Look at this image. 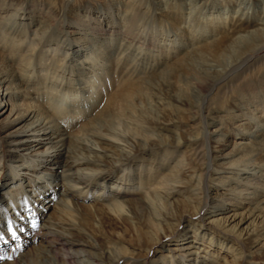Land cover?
<instances>
[{
	"label": "rangeland",
	"instance_id": "rangeland-1",
	"mask_svg": "<svg viewBox=\"0 0 264 264\" xmlns=\"http://www.w3.org/2000/svg\"><path fill=\"white\" fill-rule=\"evenodd\" d=\"M64 1L69 6L74 5L77 8H80V5L84 3L87 8L78 9L70 14ZM204 2L205 5H202L203 0H0L1 34L27 27L26 20H21L22 15H26L27 19L32 22V26L30 25L27 30L28 39L33 37V29L40 27L39 25L44 24L45 21H56V23L62 24L65 32L70 30L77 32L67 35V38L60 35V45H63L61 49H64L68 54L67 56L62 54V61L56 67L55 74H52V69L45 72L46 66L43 64L54 65L52 60L55 57H60L61 54L58 50L47 52L44 47L39 45L29 55L24 53L25 50H22L25 49V44L17 46L16 37L8 42V45H11L10 55H6V52H3L1 48L0 55L4 58L1 59L2 64L13 67L14 74L18 72L29 80L21 88H18L17 95L13 97L16 109L23 101L41 109V104L51 102L50 98L55 94L65 100L71 99V103L74 104L85 103L91 108L87 110V107L85 111L94 112L96 110L97 113L109 95L117 96L120 89L127 88L133 80L144 79L146 73L154 72V75L157 74L148 87L139 90L140 95L137 101L138 107L142 111L140 116L142 125H145L146 130H151L149 132L153 134L158 132L154 128L152 130L151 124L144 123L149 119L154 120L161 116L165 119L176 117L173 119L178 123L171 125L170 131L162 132L166 141L170 139L166 137L167 135L194 136L201 131L203 133L199 134L208 138L209 145H213L214 142L212 137L209 140L211 134L214 135V138L220 134L223 135L222 131H217V129H224L222 125H225L229 131L223 135L226 144L223 149L217 145L213 149L209 146L208 152L207 144L198 148L199 152L207 157L204 162L210 163L213 168L211 169L214 171L210 172V177L205 178L196 190L192 186L187 188L191 183L190 176L199 173V168H202L199 163L201 160L196 163L193 159L192 148L194 146L186 145L177 148L178 150H172V148L169 150V153L176 157L174 160L164 163L160 171L163 174L169 173V169L175 167L178 159H183L185 162L182 166L185 170L183 175L172 178L173 181L168 182L174 186V189H177L175 191L177 200L172 201L170 206L161 209L158 202L151 201L150 197H148L150 199L149 208L142 210L134 211V208L130 210L127 206H123L120 212H115L104 206L105 200L110 196L114 197L113 199L116 201L122 199L119 195L114 194L118 191V186L111 187L114 180H118L122 185L121 191L131 190L130 187L136 188L134 182L131 185H127V182L134 172L144 171L143 166L140 167L141 169L139 168V163L143 160H150L151 156L146 154L142 158L140 157L133 167L127 168L124 165L120 166L116 161L113 163L117 151L112 146L101 144L103 152L88 154L90 158L99 156L96 158L97 162L101 164L95 162L96 164H89L86 166L87 169L77 172L81 178L89 180L87 184L90 186L83 188L82 185L72 184V186L64 188V190H70L73 195L68 193L65 196L62 193L65 202L67 201V207L63 213L58 191L63 189L62 185L65 184V181L60 176L55 181L57 186L49 185L47 191L40 196L32 193L38 186L45 185L48 178L53 177L60 170L64 171L63 174L66 176L73 174V167H59L58 161L62 158L59 153H63L62 147L57 145V150L51 149L53 143L47 137L41 138V135L49 134V129L41 131L38 134L39 137L27 135V138H24L25 132L35 126L33 123L31 124L32 119L15 121V112H11L7 116H5L6 112L0 114V264H20L18 260L21 258L25 259L27 264H56L50 255L46 256L45 254L44 256L41 253L44 245L41 236L45 237L44 233L49 231L43 226L45 219L48 215L54 217L59 209L61 219L55 216L58 219V225L69 227L67 231L73 239L89 240L96 243L98 248L96 251H103L113 256H123L125 260H120V263L116 264H155L157 262H162V264H264V246L252 247L258 241H260L258 245L263 242L261 241L262 234L254 238L251 243L244 244V233H250L255 228H262L264 221L258 217L242 219L243 214L248 211L247 208L251 207L249 202L256 201V197L260 193L264 194V176L258 173L259 170H264V148L251 151V156L247 155L249 159H255V166H251V163L248 166V174L244 173L247 171L244 169L240 174H235L239 168H243L241 165L246 158L242 153L228 155L229 152H232L230 150L234 144L251 149L250 146L254 148L256 145L253 140H264V112L260 111L258 99L249 96L250 99L247 101L245 92L233 90V85L235 84V88H237L245 76L255 78L260 70L264 69V48L253 55L257 61L256 65L250 67L239 78L236 77L235 81L229 82L228 87L219 90L214 88L209 93L207 100L211 101L212 106H216L222 111L219 120L221 123L209 125L205 130L200 127L199 119H193L196 116L175 114L174 106L168 96L169 93L171 96V94L180 92L182 94L185 91L183 96L196 97L195 104H200L202 93L198 92L190 81L187 85H182L180 79L176 82L175 79L160 73L162 68L169 65L176 55L192 45L202 44L212 35L215 38L224 35L230 36L233 29L239 28L240 22L244 20L250 22L251 16L255 19L261 17L264 0H204ZM239 3L241 4L238 10ZM137 4L138 6H136ZM243 7L246 11L244 16L241 13ZM101 13L107 17L104 18V21L116 22H121L120 20L125 17L138 13L139 16L135 21L137 39L151 43V46L147 43L140 47L141 50L138 49L146 57H141L139 61L132 60V56L124 58L120 52L125 49L124 41L121 40L122 34H115L114 39H108V35L103 34L104 38L96 39L95 42H98L96 47L102 44L100 48H109L110 52L106 57L99 56L97 60H94L93 63L97 64V67L96 65L91 67L92 62L90 63V61L94 58L93 54L84 61L88 57L90 49L85 47L89 44L88 41L79 40L80 37H83L81 31L85 30V24L92 25L94 19L100 20L104 16H100ZM88 16L92 19H89ZM68 23L70 24L69 28ZM79 23L83 26L78 25ZM102 27L105 31L107 30L103 22ZM27 41L25 40L24 43ZM0 44L2 45L1 41ZM133 49L136 50V47L133 46ZM73 51H77V53ZM168 52L169 55H164ZM27 59H29L30 65L24 68ZM232 59L233 55L231 56L230 53L224 56L210 54L201 60V63L204 64L200 66L197 62L194 67L195 69H204L207 65L212 66L215 72L222 71L226 63L228 64ZM134 63L138 64V68L133 74L122 75L115 68L117 64L121 65V69L126 66L129 68V65ZM75 67L83 73L81 75L78 72L71 73V70L75 71ZM40 78L42 83L30 84ZM165 83H170L173 86V90H169V93L166 91ZM91 85L94 86L91 93L80 94ZM177 85L183 87L179 92H175ZM65 90L70 91L66 92ZM10 92L11 88H7L6 83L2 82L0 84V110L3 107H5L4 110L7 108V103L10 102L8 98ZM218 92H220V96ZM233 99L239 100L241 103L245 101L247 105L243 104L244 116L229 119L223 111ZM59 102L61 101L53 102L55 107L51 106L46 112L49 114L54 112L53 114L58 117L60 122L56 128L58 132L65 129L67 134L77 135L79 128L90 120L88 119L90 116L84 115L83 111L81 116L76 118V114H74L75 116L70 115V106L67 112L64 111L66 114L63 115L64 106L63 104L59 105ZM43 112L42 110L37 112L39 117L44 116ZM202 114L205 115L206 112ZM235 114H240V112H235ZM245 117H249V120H246ZM127 123L117 118H113V120L101 118L98 123L94 122L93 125L100 130L102 129L100 126H107L121 132L129 131L131 127H134ZM121 135L115 137L121 139ZM84 140L86 138L80 136L75 139L74 144H80ZM131 141L133 146L129 151H132L137 145L134 144L136 140L131 138ZM128 147L130 148V146ZM46 148L48 150H45ZM64 155L66 156L67 153ZM70 155L72 156V154ZM220 155L223 156L218 157ZM102 160L104 161L101 162ZM110 163L114 165L112 168L114 169V180L104 182L102 189L100 183L92 184L95 173L89 176L91 170H107ZM260 166L262 167L260 168ZM146 169L147 167H145V171ZM154 176L156 180H162V175ZM122 177L125 178V182L118 179ZM217 180L222 182L219 184ZM20 182L22 185L18 186ZM203 184L204 192H202ZM125 186L126 188H124ZM137 190L145 196L147 186L137 187ZM258 191L261 192L258 194ZM108 193L110 196L107 195ZM14 199H17L16 204H9ZM238 203L241 204L238 205ZM215 204L219 206L214 207ZM16 208L17 211H15ZM233 213L236 215L232 216ZM168 214L170 215L169 221H162L161 218ZM34 215L41 217L37 221V225L33 228H26L27 225H25L28 232L23 233L24 228L21 229L22 217L24 221H27V218H32ZM11 218L14 219V227L12 225L10 227L14 229V232L9 236L5 227L8 222L9 224L12 222ZM216 218H223V220L219 224L214 223L212 220ZM222 221L224 222L222 223ZM186 228L198 229L197 236L195 237L191 230H184ZM203 233H206L204 237H202ZM210 237L214 240L211 245L208 242ZM156 240L160 243L157 242L154 245ZM119 248H123V250H119ZM56 254L63 258L65 256L58 251ZM83 256L81 254L80 259L89 263ZM101 260L110 264V261H105L104 257Z\"/></svg>",
	"mask_w": 264,
	"mask_h": 264
},
{
	"label": "bare ground",
	"instance_id": "bare-ground-1",
	"mask_svg": "<svg viewBox=\"0 0 264 264\" xmlns=\"http://www.w3.org/2000/svg\"><path fill=\"white\" fill-rule=\"evenodd\" d=\"M240 4L241 3H239V6L237 7L238 10L240 8ZM202 5H205L204 0H203ZM67 6L69 8L70 14L76 12L78 9L87 8V5H85L84 3L80 5V8H77L74 5L69 6V4H67L66 7ZM136 6H138V4ZM241 11H242L241 13L244 16L246 14L244 7L242 8ZM101 15H104V14L101 13L100 16ZM22 16L23 17H21L22 18L21 20H26L25 24L27 27H25L22 30L17 29L16 31L3 32L2 34L0 33V41L2 43V45L0 44V50L2 48L3 52H6L5 53L6 55H10L11 45L10 44L8 45V42L14 40L15 37H16L15 42L17 46L18 45L21 46L22 44H25L26 47L25 49H22V50H25L24 53H28L29 55L39 45L41 47H44L45 51L47 52H49L50 50L52 51L58 50V52H61V54H60V57H55L52 60L54 65L53 64H47V65L43 64L46 66L45 72L51 71L52 69V74H55V72H57L56 67L59 65V62L62 61L61 59L62 54H65V56H67L68 54L66 51H64V49H61V46L63 45H60V41H59V37H61L60 35L62 36L64 35L67 38V35L68 36L73 35L77 32L74 30L65 32L63 31L62 24L56 23V21H50V22L45 21L44 24L39 25L40 27L33 29V37L28 39L27 30L32 22L29 19H27L26 15H22ZM138 16H139L138 13H135L133 15L131 14V16L125 17V18L123 16L124 19L120 20L121 22H118V21L116 22V21H110V20L104 21V18H107L104 15L102 16L100 20L94 19L93 21L94 23H92V25L85 24L84 25L85 30L81 31V34L83 37L82 38L80 37L79 40L84 39V41H88L89 44L86 45L85 47L90 49V53L88 54V57L84 59V61L88 60L89 55L93 54L94 58L91 59L90 57L91 59L90 63L92 62L91 67H95V65L97 67V64L93 63L94 60H97L99 56L106 57L107 54L110 52V50H108L109 48L108 49L100 48L102 44L96 47L98 43V42H95L96 39L104 38L103 34H107L108 39L109 38L114 39V37H116L115 34H118V35L122 34L121 40L122 42L124 41L125 49H122L120 52L121 54L124 55V58H128L127 56H132V60L136 59L137 61H139L141 60V57H146V55H143L141 51H138V49L142 47L143 45L145 46L147 43L149 44V46H151V43L145 40H143L142 42L137 39V36H136L137 34L135 32L136 31L135 21L137 20ZM89 19H92V18H89ZM250 20H251L250 22H247L246 20L240 22L238 24L239 28L233 29L232 34L230 36L224 35L219 38L217 37L215 38L212 35L208 38L207 41L203 42L202 44L197 43L196 45H192L188 49L183 50L181 53L179 54L177 53L178 55H176L173 58L172 62L169 65L162 68L160 73L163 76H166V77L169 76L172 79H175L176 82H178L180 79V83L182 85H187V83H189L190 81L192 82L193 86L196 87L197 91L202 93L203 95L201 97V103L195 104L196 97L192 98L193 96H190V95L183 96L185 95V91H183L182 94L180 92V93L171 94L170 96L169 90L172 91L173 86L170 83L168 84L165 83L166 84L165 88H166V91H168L169 93L168 96L171 100V104L174 106L175 114L177 113L182 114V116L186 114H192V116H196L193 119H199V122H200L199 125L202 128V130H205L209 125L221 123L219 122V120L221 119L220 114L222 111H220L218 107L212 106L211 101L209 102V100H207L209 93L214 88H217L219 90V89H224L228 87L229 82L231 83L232 81H235L236 77L239 78L250 67H253L254 65H256L257 61H255L253 55L257 54V52H259L260 50L264 48V9H263V14L261 17H258L255 19L253 18V16H251ZM102 22L107 27L106 31L102 27ZM78 25L83 26V24H80V23ZM67 26L69 28L70 24L68 23ZM98 34L99 35L102 34V35L97 36ZM25 40H28L27 43H24ZM133 46L136 47V50L133 49ZM73 52L77 53V51H73ZM229 53L231 54V56L233 55V59L228 64L226 63V66L222 69V71L219 70L215 72L214 71L215 69H213L212 66H207V65H205L204 69L202 68L195 69L194 67L196 66L197 62L200 64V66L201 64H204L203 62L201 63V60L207 55L214 54V55L224 56ZM164 55H169V52ZM41 57L47 58L46 56H41ZM50 58H53V57H50ZM1 59L3 60L4 58L3 56L1 57L0 55V84L2 82H5L6 87L11 88V92L10 94L8 93V98L10 102L7 103V108L5 110H4L5 107H3L0 110V114L2 113L4 114L6 112L5 116H7V115H10L11 112H15V118H14L15 121L17 120L21 121L23 119L24 120L32 119L31 124L33 123L35 126H33L30 130H27L28 132L27 131L25 132L24 138H27V135L28 136L33 135L34 137H39L40 135L38 134L41 131L45 129H49V134L41 135V138L47 137V139L53 143V145L50 147L51 149L57 150L56 149L57 145L62 147L63 153H59L62 157L61 160L58 161L59 167L61 168L73 167L74 168V172L71 176H66L65 174H63L64 171L60 170L59 173L57 174L55 173L53 177H49L45 185L38 186L32 191V193H36L37 196H40V194L42 195L45 191H47L46 189H48L49 185L51 184L54 186L58 185L55 181H56V178L60 176V178L65 181V184L62 185L63 189H61L60 192L58 191L59 199L62 203L61 211L63 213H64V209L67 207L66 206L67 201L65 202V198L62 196V193H64L65 196L68 195V193L73 195V193L70 192V190L68 189L64 190V188L68 186H72V184H77L78 186L82 185L83 188L90 186L87 184L89 180H84L78 175L77 172L79 171L81 172L87 169L86 166L89 164L91 165V164L98 163L96 157H99V156H93L90 158L88 154L90 153L95 154L96 152H103V148L101 144L102 145L108 144L112 146L115 149V151H117V155L114 158L113 163H115L116 161L117 163H119L120 166L124 165L127 168L133 167V165L137 163V160L140 157L142 158V156H145L146 154L151 156L150 160L142 159L143 161H140L139 163V168L143 166L144 171L134 172L131 178H129L127 185H131L132 182L136 184V188L130 187L131 190L126 189L125 191H121V188H123L122 185L119 184L120 182L118 180L116 181L113 179V172H114V169H112L114 167L113 163H110V167L107 170L96 169V170H91V173H89V176L90 174L95 173V178L92 180L91 183L92 184L100 183L101 189L104 187V182L106 183V182L114 180V183H112L111 187L118 186L117 187L118 191L114 192V194L119 195L120 197H122V199L120 201H116L115 199H113L114 197L112 198V196H110L108 193L107 195L110 197H108V199L105 200L106 201L105 205L104 204L102 205L107 206L109 208V209L108 208L106 209L113 210L115 212H120L123 206H127V208H129L130 210L131 208H134V211L138 209L142 210V209L149 208L150 199H148V197L151 198V201L158 202V204L160 205V209L162 207L165 208L167 206H170L172 201L177 200L175 198L176 197L175 191L177 189H174V186L168 184V182L173 181L172 178H178L179 176L183 175V172L185 169L182 166H183V163L185 162L183 161V159H178L176 160L175 167H173L172 169H169L170 171L169 173L163 174L160 171L164 163H166L168 160H174L176 157L169 153V150L171 148L172 150H176L177 148L186 146V145L191 146V147L194 146L192 148L193 159L196 161V163L201 160L199 163L202 166V168H199L198 170L199 173L193 174L190 176L191 183L189 186H187V188L192 186L193 189L196 190V188L199 187V184L201 182L202 183L204 182L205 178L208 179V177H210V172L214 171L212 170L213 168L211 167L210 163L204 162L205 158L207 157L205 154H201L198 148H201L203 145L207 144V151H208L209 146L212 147V149L215 148L216 145L221 146L222 149L226 146L223 140V135L225 134V132H229V131L227 130V127L225 125L224 126L222 125L224 129L222 130L217 129V131L218 130L222 131L223 135L220 134L218 135V137L216 136L215 138H214V135L212 134L210 135L209 140L211 137L213 138L212 140L214 141L213 145H209L210 142H208L207 140L208 138L206 139L205 136L200 135L203 133L201 131L197 132V134H195L194 136L193 135L176 136L175 134L174 135L172 134L170 136L167 135L166 137L170 139L166 141L165 135H163L162 132L170 131L169 127L171 125L178 123L177 120L173 119L176 117L165 119L163 118V116H161L154 120L149 119L148 121L144 123H146L147 125L151 124L152 130L154 128L158 132L156 134H153L152 132L151 133L149 132L151 130L149 131L146 130L145 125H142L143 122H142V119L140 118V116L142 115V111H140L138 104H137L138 96L140 95L139 90H142L148 87L149 83L152 82V80L154 79L157 73L154 75V72L153 73L148 72L146 73L144 79H141V78L135 79L132 81V83L128 84L127 88L120 89L118 95L116 94L117 96L109 95V97H107L104 100L103 104L99 107L100 110L97 113H96V110L94 112L85 111L87 107H88L87 110L91 109L89 105L85 103H81L80 105L74 104V103H71V99L65 100L55 94H53L52 97L50 98L51 100V102H49L50 104L49 103L41 104V109L39 107L35 108L31 103H27L24 101L16 109V107L13 104V97L17 95L18 88H21L25 84V82H28L29 80L24 75H21L20 73L16 71H15L16 73L14 74V68L11 66L3 65ZM28 60L29 59H27L26 64L24 65L25 66L24 68H27V65H30V62H28ZM42 63L43 61L41 62V64ZM120 67L121 65L119 64H117L115 67L117 68L119 74H122V75H125L127 73L133 74L137 70L138 64L134 63L131 66L129 65V68L128 66H126L123 69H121ZM74 70L75 71L71 70L70 72L71 73L78 72L79 75L83 73L77 67H75ZM35 83L36 84L42 83L41 78L40 80L38 79V81H32V83L30 84L34 85ZM93 88L94 86L91 85L87 89H84L85 91L80 92V94H83L85 92L89 94V92L91 93L93 91ZM181 88L183 87L177 85L175 92H179ZM233 88H234L233 90L236 92L237 91L245 92V95L247 98L250 96V97L258 99V101L257 100L256 101L258 102L260 111L261 113L264 112V99H262V97H264V69L260 70V72L255 76V78H251L250 76H245L242 82L240 81V83L238 84V87L235 88V84H234ZM65 91L69 92L70 90H65ZM219 94L220 92H218V95ZM242 98L245 99L244 96H242ZM249 99L250 98H248L247 101H249ZM58 101H61L59 102L60 103L59 105L63 104L64 106L62 109L63 115L66 114L70 106L71 107L70 115L76 114V118H77L81 116V113L84 111V115L90 116V118H88L90 120L79 128L77 135L74 136V135L67 134V131L65 129L61 130V132H58L56 130V128H58L60 124L58 117L53 114L54 112L53 113L50 112L49 114L46 111L51 106L55 107V104H53V102L56 103ZM245 103H246L245 101L244 103L243 102L241 103L239 102V100L233 99L231 103L228 105V107L227 108L225 107L226 109L223 112L225 113V115H227V118L229 119L244 116V113L242 112V108L244 107L243 104L245 105ZM39 110H42V112L44 111L43 112L44 116L39 117V114H37ZM203 112H206V114L203 115L202 114ZM235 112H240V114H235ZM101 118H110L111 120H113V118H117L119 120H124L128 122L127 124H132V126L134 127H131V130L129 131L119 132V131L113 130L112 128H108L107 126H100L102 127V129L100 130V128H95V125H93V123L94 122L98 123L101 120ZM245 119L249 120V117H245ZM248 124H249V121H248ZM124 127H127V126L124 125ZM110 132L111 134H109ZM119 134H122L121 139H118L115 137ZM80 136H83L84 138H86V140H84L80 144H74L75 139L78 137L80 138ZM130 137L133 140H136L134 144L135 143L137 144L134 146V149L132 151H129L131 147L133 146L131 143L132 141ZM253 142L254 144H256L254 146L255 149L252 146H250L251 149H248V147L246 146L239 147V146H236L235 144L234 146H232L233 148L230 150L232 152H229L228 155H230V153L232 154V156L242 153L244 155V158H246L244 160L243 165H241L243 168L242 169L239 168L235 172V174L237 175L240 174L243 169L247 170L244 173L248 174L247 172H248L249 164L251 163L252 164L251 166H255V159L251 160L248 158L247 155L251 156V151L264 148V140L258 139V140H253ZM128 146H130V148ZM45 150H48V149L46 148ZM65 153H67L66 156L64 155ZM70 154H72V156ZM222 156L223 155H220L218 157H222ZM103 161L104 160H102L101 162ZM98 164H101V163H98ZM145 167H147L146 171H145ZM261 167L262 166H260V168ZM258 173H261V175L264 176V170H259ZM154 175H156V177L159 175L160 176L162 175V180L160 179L156 180L154 178L155 177ZM247 176H250V175H247ZM118 179L123 180L125 182V178L123 177L118 178ZM217 182L220 184V182L222 181L217 180ZM21 185H22V182H20L18 186H21ZM141 186H147V191L145 192V196L141 192H138L137 190V187H141ZM124 188H126V186ZM204 189L205 187L203 184L202 192H204L203 191ZM260 192L261 191H258V194ZM16 200L14 199L10 201L9 204L15 205ZM241 203H238V205ZM249 204L251 205V207L247 208L248 211L243 214L242 219L244 220L246 218L258 217V219H262L264 221V194L260 193V195L256 197V201L254 202L250 201ZM216 206H219V205L215 204L214 207ZM17 210L18 209L16 208L15 211ZM231 215L235 216L236 213L235 214L233 213ZM55 216L58 217V219H61L60 209L58 213L55 214ZM55 216L53 217V215H50V216L48 215V217L45 219L43 223V226L46 227L49 231L44 233L45 237L41 236L42 241L44 243L41 249V253H43L44 256L45 254L46 256L50 255L52 260L56 264H106L104 260H101L103 257L105 258V261L106 260L110 261V264L120 263V260L121 261L125 260L123 256L122 257L117 256V255L113 256L103 251H96L98 249L96 243H93L89 240L85 241V240L73 239L71 234H69L67 231L69 230V227H61L60 225H58L57 224L58 219ZM40 218L41 217L39 215L38 216L34 215L32 218H27V221H24V218L22 217L23 221L21 222V226H22L21 229L24 228L23 233L26 234L28 232L26 230L27 227H32V228L35 227L37 225V221ZM162 218L161 220L164 222L169 221L168 219L170 218V215L168 214L166 216H163ZM122 219L123 218H121V220ZM221 220H223V218L221 219L216 218V219H213L212 221L214 223L219 224ZM13 222H14V219H12V222H10V224L8 222L7 227H5L6 232L9 233V236H11L14 232V229H11L10 227L11 225L13 226L14 224ZM223 222L224 221H222V223ZM25 225H27L26 228H25ZM54 226L56 227L53 228ZM52 229L55 231L53 232L50 231ZM184 230L186 231L191 230L192 233H194L195 237L198 234L197 233L198 229H195V228H192V229L186 228ZM185 233H188V232H185ZM205 234L206 233H203L202 237H204ZM244 234H245L244 244L251 243L254 238L262 234L261 241L263 242L260 245H258L260 242L258 241L252 247L259 248V247L264 246V235H263L264 226L262 228H255L254 230H252V232L244 233ZM184 235L186 236V234ZM213 241L214 240L212 237L208 239V242L210 245ZM157 242L158 240L154 241V245H156ZM158 243H160V241ZM119 250H123V248H119ZM57 251L63 253L65 255L64 258L61 255H57L56 254ZM81 254L85 256V258L89 261V263H86L80 259ZM18 262L20 264H27V262L23 258L19 259ZM155 264H162V262H159V263L157 262Z\"/></svg>",
	"mask_w": 264,
	"mask_h": 264
}]
</instances>
